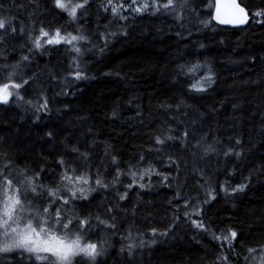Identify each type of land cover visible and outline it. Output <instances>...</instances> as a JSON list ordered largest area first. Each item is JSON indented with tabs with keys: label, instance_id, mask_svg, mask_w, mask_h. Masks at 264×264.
Instances as JSON below:
<instances>
[{
	"label": "trees",
	"instance_id": "16d2710c",
	"mask_svg": "<svg viewBox=\"0 0 264 264\" xmlns=\"http://www.w3.org/2000/svg\"><path fill=\"white\" fill-rule=\"evenodd\" d=\"M216 1L65 0L73 18L0 0V88L20 85L0 101V184H35L36 213L96 244L62 264H262L264 0H239L238 26ZM41 28L83 39L37 48ZM13 250L0 264H61Z\"/></svg>",
	"mask_w": 264,
	"mask_h": 264
},
{
	"label": "snow or ice",
	"instance_id": "6c2138e0",
	"mask_svg": "<svg viewBox=\"0 0 264 264\" xmlns=\"http://www.w3.org/2000/svg\"><path fill=\"white\" fill-rule=\"evenodd\" d=\"M87 2V0H85V3ZM108 2L111 4L112 0H108ZM137 2V0H131V4L129 5V7L135 5ZM175 3V0H167V3L163 4L162 6L164 8H169L171 7L173 4ZM54 4L57 8L67 11L68 14L71 17H75L76 15V11L78 8H82L84 5L82 3H76V4H69V3H65V0H54ZM121 6H113L112 7V11L114 13L119 12ZM232 7L236 8L238 10V12L241 14L242 18L238 19L236 21L233 20H223V23H233V22H237V23H243L245 22V19L247 18V14L245 13L244 9L241 8L238 4L233 3ZM148 8V4L147 3H143L141 7H136L133 10L137 11V12H141L144 11L145 9ZM261 13L257 12L255 13L256 16H259ZM217 19H219V16H217ZM10 24V21H6L4 18H0V30H4L6 28V25ZM12 31H15V29H11ZM77 39H83V37H77V36H71L70 38L67 36H61L60 31L56 30L51 36L49 35V33L47 31H45L43 28L40 29V35L39 37H37L34 41L35 47L40 48L41 45V40H44L45 44H58L61 42H66V43H72L73 41H76ZM77 51H79V49H77ZM24 59H27V57H25ZM81 74L80 73H76V77L80 78ZM20 85L19 84H15V83H5L3 84V87L0 88V100L3 101H7L8 96L10 95L8 89L9 88H19ZM194 87H196L194 85ZM202 90V89H200ZM47 102L45 101L44 106L46 107ZM164 141L161 140L159 137L157 138V143H163ZM133 175H135L133 173ZM2 179V178H0ZM65 180H72L71 177L65 176L64 177ZM81 177H76V180L79 181L81 180ZM85 183L87 181H84ZM97 184H100L101 181L97 180L96 181ZM141 187H143V185H141ZM12 191L13 193L18 192V189H12V181L10 180H3L2 184H0V203H2V208H3V212L2 215H0V228L5 229V235H8V231L10 229V231L12 233H17V228H12L11 227V223H17V220L14 218L13 216V212L16 211V208L18 205H20V199L18 196L16 195H8V192ZM32 191H35V189L33 188ZM81 191H83V189H81ZM73 195H75V193H72ZM50 195H55V192L50 193ZM124 197L122 196L121 199H123ZM65 203H67V201H64ZM47 211V210H45ZM59 215V213H57V216ZM70 223V222H69ZM86 221H81V226H83L84 224H86ZM196 223V227L198 228H203L204 225L202 222H194ZM62 228H67L68 224H62L61 225ZM25 231L21 232L19 234V239L18 240H14L13 243L8 244L5 243L3 245V247H0V252H8L13 250L14 248H26L27 251L29 252H49V253H55L56 255L60 256L61 259H67V255L62 253V249H67L68 251H71L73 249V246H75L76 250L82 253H86L88 255H93L95 254L96 251V244H87L85 247H80L79 246V238H77V240L73 241L72 244H65L64 241L62 240H58L56 237H50L51 241H54L55 244L54 246H49V247H40L38 246V241L33 239V236L35 237H39L41 232H44L45 229L43 227L40 228V231H37L36 228H34L32 226L31 223L25 222ZM231 238H235L236 233L235 232H231L230 233ZM225 239H228V237H225ZM31 245V246H30ZM250 251H254V250H250ZM39 260H44L46 259V257L43 256H37L36 257Z\"/></svg>",
	"mask_w": 264,
	"mask_h": 264
},
{
	"label": "rangeland",
	"instance_id": "374dc122",
	"mask_svg": "<svg viewBox=\"0 0 264 264\" xmlns=\"http://www.w3.org/2000/svg\"><path fill=\"white\" fill-rule=\"evenodd\" d=\"M148 1L149 0H137L136 4L131 6L130 9L133 12L137 13V11H134L133 9L136 7H141L143 3H147ZM142 12L143 11L138 12V13H142ZM61 36H67L70 38L71 36H74V35L73 34H61ZM88 39H89V36H88ZM0 101H3V100H0ZM79 181L72 182L73 185L75 184L74 185L75 187L73 189V192L75 194H79L80 192L83 194L84 192H87L86 188L83 185H81V182ZM34 186L35 184L32 185L31 187H27V186L22 187L21 190L16 193H13L12 191L8 192V195H16L19 197L20 205H18L16 208V211L13 212V216L17 220V223H11L12 228H17V233H12L10 229L7 230L8 235L4 234L5 236L4 244L5 243L11 244L13 243L14 240L19 239V234L26 230L25 222L31 223L32 226L37 229V231H40L41 227L45 229L44 232H41L39 237L33 236V239L38 241V246L40 247L54 246L55 242L51 241L50 237H56L58 240L64 241L66 245L72 244L73 241L79 238L78 236H74L75 233L78 234L79 232L75 229L72 223H67L68 227L62 228L61 225L63 224V220L55 219L53 214L52 215H49V214L41 215V214L36 213L38 209L37 207L34 206L33 202L31 201V196H30L31 193L36 192V189L34 188ZM63 187L66 189H69L67 185H63ZM33 188L35 189V191H32ZM12 189H18V188L16 185H12ZM81 189H83V191H81ZM64 191L67 192V194H63L61 192L60 194L64 197V201H67L68 199H70L71 193L68 190H64ZM2 212H3L2 203H0V215H2ZM58 216H60V214ZM3 230L5 233L6 230L5 229ZM81 242L83 241L79 238L80 247H85L87 244H94V243H89V242L87 243L86 242L81 243ZM17 249L23 250L24 251L23 253L25 254L31 253L32 255H38V256L41 255L43 257H46V258H49L55 261H59L61 262V264L70 261L74 255H76L77 253H80L79 251L76 250L75 246H73V249L71 251H68L67 249H62V253L67 255V259H61L60 256L56 255L55 253H49V252H43V251L29 252L27 251L26 248H17ZM18 252L19 251L11 250V251L6 252V255L12 254V253H18ZM86 256H88V254H86ZM260 261L262 262V264H264V256L261 257Z\"/></svg>",
	"mask_w": 264,
	"mask_h": 264
},
{
	"label": "water",
	"instance_id": "95a60500",
	"mask_svg": "<svg viewBox=\"0 0 264 264\" xmlns=\"http://www.w3.org/2000/svg\"><path fill=\"white\" fill-rule=\"evenodd\" d=\"M233 3L238 4L241 8L244 9L245 13L247 14V18L245 19V22L243 23H223V20H233L236 21L238 19H241L242 16L238 12V10L234 7H232ZM219 16L218 21L222 24L229 25V26H238L245 24L249 19V12L246 9V7L240 3L239 0H217L216 2V17Z\"/></svg>",
	"mask_w": 264,
	"mask_h": 264
}]
</instances>
